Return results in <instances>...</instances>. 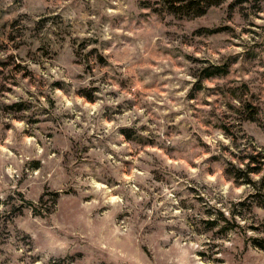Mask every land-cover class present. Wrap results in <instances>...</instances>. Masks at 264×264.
<instances>
[{"label": "rangeland", "instance_id": "obj_1", "mask_svg": "<svg viewBox=\"0 0 264 264\" xmlns=\"http://www.w3.org/2000/svg\"><path fill=\"white\" fill-rule=\"evenodd\" d=\"M261 191L264 0H0V264H264Z\"/></svg>", "mask_w": 264, "mask_h": 264}, {"label": "trees", "instance_id": "obj_2", "mask_svg": "<svg viewBox=\"0 0 264 264\" xmlns=\"http://www.w3.org/2000/svg\"><path fill=\"white\" fill-rule=\"evenodd\" d=\"M224 0H160L162 7L179 17H195L202 15L212 5H218ZM155 8V7H154ZM220 67L205 69L204 77H211L222 73ZM249 182V181H248ZM261 198L258 205H264V191L256 192ZM255 244L264 249V244L256 241Z\"/></svg>", "mask_w": 264, "mask_h": 264}]
</instances>
